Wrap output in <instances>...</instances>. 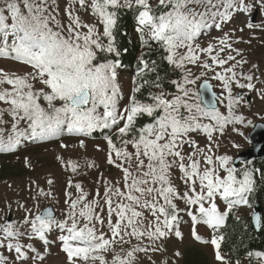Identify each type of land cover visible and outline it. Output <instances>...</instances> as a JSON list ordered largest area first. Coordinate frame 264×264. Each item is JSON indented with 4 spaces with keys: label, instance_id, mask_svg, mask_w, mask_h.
<instances>
[{
    "label": "snow or ice",
    "instance_id": "6c2138e0",
    "mask_svg": "<svg viewBox=\"0 0 264 264\" xmlns=\"http://www.w3.org/2000/svg\"><path fill=\"white\" fill-rule=\"evenodd\" d=\"M257 6L264 11V0H0V58L31 69L17 74L0 68V153L66 133L81 137L79 146L86 148L83 138L114 129L115 139L105 136L107 163L121 173L120 181L105 180L103 194L97 188L91 199L82 184L69 180L62 219L51 207L33 212L21 205L25 215L20 222L0 223V264H46L43 247L38 250L29 241L48 244L47 235L54 229L62 233L64 264H138L139 253L163 250L158 241L170 235L183 238L178 230L182 211L192 218L195 240H202L196 224L213 230L204 243L215 247L217 261L228 264L221 255L224 236L219 230L234 209L250 206L257 170L238 169L232 156L217 154L216 149L229 125L253 126L237 114L244 97L234 94V87L257 90L253 81L259 78L237 71L248 61L234 47L240 42L233 39L236 30L224 27ZM122 8L135 10L143 45L150 49L155 42L165 53L163 60L179 70V79L170 82L174 92L165 90L157 62L142 54L132 94L121 103V65L115 59L120 51L114 33ZM246 27L259 25L248 22ZM212 30L222 35L202 46L200 38ZM209 73L221 85L219 94L208 79L197 83ZM146 87L147 98H139L136 94ZM258 91L264 100V81ZM143 116L151 122L137 127ZM253 127L264 130V122ZM193 133L204 135L203 147ZM67 166L73 173L79 168L74 161ZM174 170L180 173L183 192L174 182ZM37 194L51 195L43 189ZM218 200L225 205L223 211ZM178 201L186 207L180 208ZM255 220L259 226L260 216ZM133 239L140 243L132 244ZM145 239L149 246H143ZM124 245L131 246L125 250Z\"/></svg>",
    "mask_w": 264,
    "mask_h": 264
},
{
    "label": "rangeland",
    "instance_id": "374dc122",
    "mask_svg": "<svg viewBox=\"0 0 264 264\" xmlns=\"http://www.w3.org/2000/svg\"><path fill=\"white\" fill-rule=\"evenodd\" d=\"M132 10L135 12L134 9ZM255 13H257L256 18H254ZM85 18L87 22V17ZM92 22H95L94 18H92ZM248 22L259 25V27L249 29L246 27V23ZM137 27L133 33V39L142 47V54L162 50L155 42H152L150 49L145 47L140 39ZM240 28H244V31L240 32ZM232 29L238 31L236 35L243 33L248 36V42L246 46H244L242 53L244 59L247 60L248 63L243 65V68H238L237 71H243L245 74L253 73L259 78V80L253 81L257 84V90L234 87V94H243L244 97L241 104L237 107V114H243L248 120L253 122L254 126L259 122H264V100L259 98L258 91L259 82L264 81V11L259 10L257 6L253 8L250 15L241 14L235 17L232 22L224 27V31ZM221 35L222 32L212 30L203 35L199 42L202 46H206L209 42H214L215 39ZM163 54L165 55L164 52ZM106 55L110 54H100L102 57ZM237 59H240V57H237ZM254 64L259 66L258 69L252 67ZM0 68L9 73L17 74H24L31 70L26 66L4 58H0ZM117 71L118 79L121 84V103L126 104L128 97L132 94V88L134 87L132 80L136 71H129L122 66H120ZM172 71L174 73V78H164L163 80L165 83V90L174 92L175 89L170 86V82L172 79H179V70L172 69ZM193 71L196 72L197 75L199 74L197 69L193 68ZM211 76L212 73H209L208 77L202 78V80L197 83L200 85L203 79H208L214 91L219 94L222 91L221 85L218 81L211 79ZM35 86L37 88L41 87L38 83ZM218 106L221 111H226L224 105ZM0 107H4V105H0ZM253 126L239 124L229 125L224 135L218 137L220 147L216 149L217 154H227L232 156L235 160L240 153L248 150L251 147L250 133L254 128ZM234 128L239 129L244 135L241 136L237 134V132L233 130ZM105 130H110L111 135H113L115 139L114 129ZM192 135L193 138L199 142L201 147H203L206 143L204 135L202 133H193ZM80 139L81 137L66 133L59 139L28 143L12 153H0V223L6 220L20 222L25 215L24 208L20 207L21 205L26 208H31L33 212H36L37 207L43 210L52 206L56 212L57 218L62 219L68 207L67 204H65V191L69 180H71L73 184H82L85 192L89 194L90 199L93 197L97 188L100 189L101 195L103 194L105 180L112 182L120 181V171L107 163V152L109 148L106 139L95 140L90 137L83 138L85 139L86 148H81L79 146ZM233 143L240 145V147L233 148ZM61 144L68 146L61 147ZM129 150H131V148ZM184 151L188 152L189 148L185 146ZM69 161H74L79 165L76 173H73L71 168L67 166ZM92 162L95 163V167H88ZM245 167L253 169L246 164L242 165L240 169ZM179 176V171L174 170V182L180 191L183 192L186 189L179 179ZM257 176L256 173V177ZM49 180L53 181L51 185L48 184ZM39 189L50 192L51 195L47 197L39 196L37 194ZM70 191L74 194L73 198L78 195L74 188L70 189ZM177 203L182 209L186 207L183 201H178ZM218 205L223 211L225 208L224 203L218 200ZM236 210L239 216H251L254 206L240 205ZM104 227L105 231H107V224H105ZM192 228L193 221L191 216L182 211L180 213L178 230L183 234V238L181 239L177 238L175 235H170L168 238L158 241L157 245L162 247L163 250L139 253L138 264H221V262L217 261L215 258V247L209 243H204V241H209L212 238L213 230L203 223L196 224V232L202 237L201 241H197L192 235ZM61 235L62 233L59 229H54L47 235L48 244H44L43 241L39 240L29 242H32L38 250L43 247V254H45L47 258L46 264H64L66 257L61 251ZM137 243L140 242L135 239L132 240V244ZM149 245L150 242L145 239L143 241V246ZM130 246L131 245H124L123 247L127 250ZM116 251L121 252V249L117 247ZM177 253H179V255H177ZM121 255H123V252H121ZM221 255L226 258L228 264H264L263 255H254V262H251L250 257L239 262L231 261L222 250ZM111 257L112 254H108L109 261Z\"/></svg>",
    "mask_w": 264,
    "mask_h": 264
},
{
    "label": "trees",
    "instance_id": "16d2710c",
    "mask_svg": "<svg viewBox=\"0 0 264 264\" xmlns=\"http://www.w3.org/2000/svg\"><path fill=\"white\" fill-rule=\"evenodd\" d=\"M137 27L136 12L130 9L122 8L118 11L117 25L115 29L116 47L120 55L115 57L121 66L129 71H136L139 63V57L142 55V47L133 39V33ZM146 58L155 60L158 65V72L164 78H174V73L170 65L163 60V50L156 52L144 53ZM108 59L113 56L106 55ZM148 88L142 89L139 98L146 99ZM151 122L147 116L140 117L137 121V127H141ZM106 135H111L110 130L94 132L91 139H105ZM257 170V183L253 193L249 195V204L255 206L259 204L264 215V160L253 161L246 164ZM219 234L224 236L221 245L222 252L231 261H241L250 257L254 262V255L257 253L264 254V222L260 232H258L252 222L251 216H239L236 209L229 214L224 226L219 230ZM264 256V255H263Z\"/></svg>",
    "mask_w": 264,
    "mask_h": 264
},
{
    "label": "water",
    "instance_id": "95a60500",
    "mask_svg": "<svg viewBox=\"0 0 264 264\" xmlns=\"http://www.w3.org/2000/svg\"><path fill=\"white\" fill-rule=\"evenodd\" d=\"M256 17H257V13L254 14V18H256ZM212 90L214 91L213 86H212ZM205 94L210 95V93H207V92H205ZM259 123H261V122H259ZM259 123H257V124H259ZM250 141H251V147L248 150L240 153L237 156V158L234 160L235 166L238 169H240V167L242 165L251 163L253 161L264 160V130H259V129L253 128V130L250 133ZM49 207L53 208L52 206H49ZM49 207H47V208H49ZM47 208H45L43 210H46ZM54 213L56 215L55 210H54ZM257 215L260 216V220H261L259 226H257L256 220H255V217ZM251 217H252V222H253L255 229L258 232H260L262 227H263L264 215H263L262 208L260 207L259 204H256L254 206V210L252 212Z\"/></svg>",
    "mask_w": 264,
    "mask_h": 264
},
{
    "label": "bare ground",
    "instance_id": "6f19581e",
    "mask_svg": "<svg viewBox=\"0 0 264 264\" xmlns=\"http://www.w3.org/2000/svg\"><path fill=\"white\" fill-rule=\"evenodd\" d=\"M237 33H238V31L236 30L235 33H234L233 39L235 40L236 38H239L240 39V42L239 43H234V47L240 49L242 51V53H243L244 46H246V44L248 42V36L247 35H244L243 33H241L239 35H236Z\"/></svg>",
    "mask_w": 264,
    "mask_h": 264
}]
</instances>
